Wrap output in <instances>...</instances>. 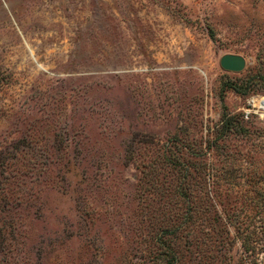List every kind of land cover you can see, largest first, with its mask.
<instances>
[{
	"label": "rangeland",
	"instance_id": "rangeland-1",
	"mask_svg": "<svg viewBox=\"0 0 264 264\" xmlns=\"http://www.w3.org/2000/svg\"><path fill=\"white\" fill-rule=\"evenodd\" d=\"M253 96L264 0H0V264H264Z\"/></svg>",
	"mask_w": 264,
	"mask_h": 264
},
{
	"label": "trees",
	"instance_id": "trees-1",
	"mask_svg": "<svg viewBox=\"0 0 264 264\" xmlns=\"http://www.w3.org/2000/svg\"><path fill=\"white\" fill-rule=\"evenodd\" d=\"M181 229L182 228L180 226H177V228H174L171 232L168 233V235H171V236L175 235V237H176V232H177V240H178L181 237V235L179 234ZM260 231H261V234L264 236V228L263 227L260 228ZM227 233H228V231H227ZM163 235H165V232L161 231V233L159 234V239H161L162 241H164ZM240 235L242 236V233ZM248 235H250V233L245 234V236H243L241 238V247L243 248V251L246 253V255H244V257L240 258L239 263L243 262L244 264H251V261L255 260L254 255H255L256 250H257L255 243H258V242L255 241V243H253L252 240H250V237ZM260 245L264 246V238L262 239V242L259 244V246ZM169 252H170V250H168L166 253H169ZM250 256H252L253 258L251 257V259H250ZM239 263L237 262V263H233V264H239Z\"/></svg>",
	"mask_w": 264,
	"mask_h": 264
},
{
	"label": "water",
	"instance_id": "water-1",
	"mask_svg": "<svg viewBox=\"0 0 264 264\" xmlns=\"http://www.w3.org/2000/svg\"><path fill=\"white\" fill-rule=\"evenodd\" d=\"M245 58L240 54L226 53L219 59L220 67L229 72H240L245 67Z\"/></svg>",
	"mask_w": 264,
	"mask_h": 264
},
{
	"label": "built area",
	"instance_id": "built-area-1",
	"mask_svg": "<svg viewBox=\"0 0 264 264\" xmlns=\"http://www.w3.org/2000/svg\"><path fill=\"white\" fill-rule=\"evenodd\" d=\"M258 98L259 99H264V98H262V97H257V96H253V97H251L250 99H249V101H248V105H249V109H246L245 110V114L247 115L250 111H252V110H254V109H256V110H259V109H263L262 107H261V105H259V103H258Z\"/></svg>",
	"mask_w": 264,
	"mask_h": 264
},
{
	"label": "bare ground",
	"instance_id": "bare-ground-1",
	"mask_svg": "<svg viewBox=\"0 0 264 264\" xmlns=\"http://www.w3.org/2000/svg\"><path fill=\"white\" fill-rule=\"evenodd\" d=\"M258 103L264 109V100L258 99Z\"/></svg>",
	"mask_w": 264,
	"mask_h": 264
}]
</instances>
